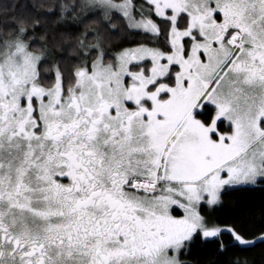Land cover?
<instances>
[{
    "label": "snow or ice",
    "instance_id": "1",
    "mask_svg": "<svg viewBox=\"0 0 264 264\" xmlns=\"http://www.w3.org/2000/svg\"><path fill=\"white\" fill-rule=\"evenodd\" d=\"M0 0V264H264V0Z\"/></svg>",
    "mask_w": 264,
    "mask_h": 264
},
{
    "label": "trees",
    "instance_id": "2",
    "mask_svg": "<svg viewBox=\"0 0 264 264\" xmlns=\"http://www.w3.org/2000/svg\"><path fill=\"white\" fill-rule=\"evenodd\" d=\"M27 2L36 6L37 10H40L39 9L40 0H27ZM12 3H18L22 6L23 3H25V0H12ZM12 17H13V13H11L10 11L4 14H0V25L12 23L13 22Z\"/></svg>",
    "mask_w": 264,
    "mask_h": 264
}]
</instances>
